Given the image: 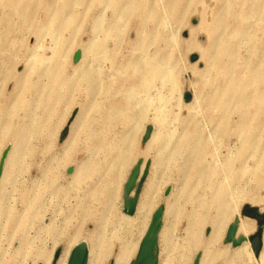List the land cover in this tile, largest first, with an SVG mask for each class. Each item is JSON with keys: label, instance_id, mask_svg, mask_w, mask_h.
<instances>
[{"label": "rangeland", "instance_id": "374dc122", "mask_svg": "<svg viewBox=\"0 0 264 264\" xmlns=\"http://www.w3.org/2000/svg\"><path fill=\"white\" fill-rule=\"evenodd\" d=\"M23 1L0 0V264H64L80 242L89 264L129 245L131 264L159 209L157 264H230L236 220V264H264L242 214L264 213V0Z\"/></svg>", "mask_w": 264, "mask_h": 264}, {"label": "water", "instance_id": "95a60500", "mask_svg": "<svg viewBox=\"0 0 264 264\" xmlns=\"http://www.w3.org/2000/svg\"><path fill=\"white\" fill-rule=\"evenodd\" d=\"M78 57V56H76ZM185 102L191 101V95L186 94L184 96ZM66 135V131L62 134ZM149 137V131L147 133L146 139ZM140 176V165L135 166L130 176L124 186V213L128 216H133L136 211L138 204V192L133 198H130V194L136 189L137 181ZM163 209L157 210L152 217L151 224L148 228L147 234L141 242L136 260L131 264H157V251H158V235L162 227V217ZM242 214L244 217L255 220L258 223L257 232L249 238L250 244L252 246L253 254L256 258L259 257L262 251V228L264 227V213L262 214L260 210L255 207L246 206ZM238 231V220L232 225L229 226L226 236L225 243L231 244L232 247L238 248L245 241L243 237L236 239V233ZM68 264H88V251L84 244L77 246L69 259ZM194 264H199L197 260Z\"/></svg>", "mask_w": 264, "mask_h": 264}, {"label": "bare ground", "instance_id": "6f19581e", "mask_svg": "<svg viewBox=\"0 0 264 264\" xmlns=\"http://www.w3.org/2000/svg\"><path fill=\"white\" fill-rule=\"evenodd\" d=\"M8 3H10V4H12L17 10H19V11H21V13L23 12V8L25 7V5L24 4H26V3H24V1L23 0H6ZM97 1H103V0H97ZM184 1L185 0H173V3H172V5H173V7L176 9L174 12H177L178 11V9L177 8H179V7H181L182 6V4L184 3ZM245 2L247 1V0H244ZM247 5V4H246ZM249 6H251V5H249ZM249 9H250V7H249ZM29 16V15H28ZM24 20L25 21H29V20H27V16H25L24 17ZM220 21V19H218V22ZM214 24H216V20L214 21ZM49 27L50 28H52V30L54 29L55 31H61L62 29H64L65 28V24L62 22V20H61V12H58V14H56V16L55 17H53V19H52V21L50 22V25H49ZM142 82H144V75L141 77V79H140ZM165 80V78H163L162 79V81H164ZM152 85H153V82H149L147 85H146V87L147 88H151L152 87ZM235 89V86L234 85H232L231 86V89H230V91L229 92H231V91H233ZM143 90H144V84L143 85H141V84H139V83H136L132 88H131V92H138V93H142L143 94ZM227 93V91H221L219 94H220V98H219V100H218V104H220V102L222 101V102H225V101H228V93ZM224 96V97H223ZM223 97V98H222ZM222 98V99H221ZM262 98H264V91L262 92V93H257L256 94V100L257 101H261V99ZM262 164L264 165V161L262 162ZM141 170V169H140ZM139 179H140V176H139ZM139 179H138V181H139ZM264 181V180H263ZM139 183V182H138ZM137 183V184H138ZM136 184V185H137ZM123 192H124V190H123ZM133 193V195H134V191L132 192ZM132 193L130 194V198H133V196H132ZM143 205V204H142ZM147 206V205H146ZM141 214H142V217L141 218H143L144 217V219H142V220H145V216H144V206L141 208ZM137 213V212H136ZM219 213H220V215H219V219H220V222L218 223V224H216V228L219 230L220 229V226H221V219L222 218H224L225 216H228L229 214H228V210L225 208V207H221L220 209H219ZM263 214V213H262ZM126 215V214H125ZM163 216H164V214H163ZM130 218V217H129ZM135 218V217H134ZM131 220V219H130ZM152 221V220H151ZM162 221H163V217H162ZM144 222V221H143ZM142 222V223H143ZM123 223H125L124 224V227H123V229L125 230V231H129L130 229H129V227H131L130 225V221H129V219L128 218H125V219H123ZM145 223V222H144ZM163 223V222H162ZM150 224H151V222H150ZM150 224H149V226H150ZM140 225H138V227H139ZM144 226H145V224H144ZM149 226H148V228H149ZM137 227V226H136ZM142 227V226H141ZM129 229V230H128ZM161 229H162V227H161ZM217 230V231H218ZM138 231H139V229H138ZM144 231V230H143ZM142 231V232H143ZM147 231H148V229H147ZM147 231H146V233H145V235H144V237L146 236V234H147ZM161 231V230H160ZM141 232V235H143V233ZM239 232V234H246L247 232H249V227L247 226V225H245L244 223H242V224H240L239 226H238V231H237V233ZM160 233V232H159ZM237 233H236V235H237ZM141 235H140V237H141ZM144 237L142 238V240L144 239ZM242 237V236H241ZM236 238V237H235ZM240 238V237H239ZM244 238V237H243ZM236 239H238V238H236ZM245 239V238H244ZM142 240H141V242H142ZM245 240H247L248 241V239H245ZM140 241V240H139ZM158 241H159V235H158ZM141 242H140V245H141ZM250 242V241H249ZM80 244H84L85 246H86V249H87V251H88V264H89V259H90V248H89V244L88 243H86V242H80V243H77L73 248H72V250H71V252H70V255H69V257L67 258V261H66V263L64 262V264H68V262H69V259H70V256H71V254H72V252H73V250L77 247V246H79ZM139 244V243H138ZM140 245H139V248H140ZM242 246V245H241ZM238 247V249L235 251V253H234V255H230V256H226V254H224V255H222V254H220V256L221 257H225V259H226V261L227 262H229L230 264H236V263H239V262H245V260L247 259L246 258V256L248 255V257L250 256L249 255V253L243 248V246L242 247ZM252 247V246H251ZM139 248H138V251H139ZM138 251H137V254H138ZM130 253H131V250H129V245H123V248L121 249V253L118 255V257H117V260H116V264H124V261L127 263V259L129 258V255H130ZM247 254V255H246ZM215 257H217V256H215Z\"/></svg>", "mask_w": 264, "mask_h": 264}]
</instances>
